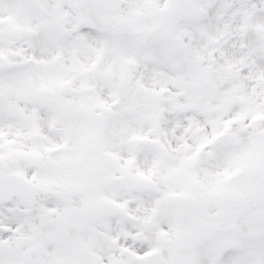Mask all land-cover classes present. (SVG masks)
<instances>
[{
  "label": "snow or ice",
  "instance_id": "snow-or-ice-1",
  "mask_svg": "<svg viewBox=\"0 0 264 264\" xmlns=\"http://www.w3.org/2000/svg\"><path fill=\"white\" fill-rule=\"evenodd\" d=\"M0 264H264V0H0Z\"/></svg>",
  "mask_w": 264,
  "mask_h": 264
}]
</instances>
